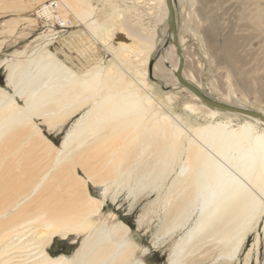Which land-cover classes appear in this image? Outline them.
Wrapping results in <instances>:
<instances>
[{
	"label": "bare ground",
	"instance_id": "6f19581e",
	"mask_svg": "<svg viewBox=\"0 0 264 264\" xmlns=\"http://www.w3.org/2000/svg\"><path fill=\"white\" fill-rule=\"evenodd\" d=\"M19 1L6 2L17 9ZM128 1L100 19L91 0H34L36 20L51 31L28 57L4 61L11 92L0 86V264H145L130 228L101 219L107 196L114 201L125 192L133 202L156 194L155 237L180 234L165 264H232L260 217L264 231V121L210 106L180 85L176 48L166 43L165 0ZM263 3L175 0L177 42L183 66H190L182 76L217 102L262 115ZM141 7L152 26L142 23ZM69 15L92 44L67 60L58 38L72 23ZM17 22L7 20L5 29ZM185 35L206 45L210 63L225 73L208 82L218 96L197 79L201 68L185 51ZM99 44L113 56L107 64L97 57ZM170 86L186 92L192 101L184 109L208 123L187 124L172 112L175 96L164 90ZM237 86L244 97L258 94L259 103H235ZM219 114L244 122L233 125ZM70 119L59 145L40 126L61 132ZM90 185L102 188L99 196ZM71 235L81 236L72 256L49 253L56 238ZM255 237L243 264H252Z\"/></svg>",
	"mask_w": 264,
	"mask_h": 264
},
{
	"label": "rangeland",
	"instance_id": "374dc122",
	"mask_svg": "<svg viewBox=\"0 0 264 264\" xmlns=\"http://www.w3.org/2000/svg\"><path fill=\"white\" fill-rule=\"evenodd\" d=\"M6 1L7 0H0V41H2L1 43L2 45L0 46V86L4 87L7 91L11 92V88L6 86L5 77L7 74V66L5 65L4 61L8 60L9 62L10 60L15 61L18 57L20 59H24L28 57L29 55H31V50H33V48H35V46L40 43L41 41L40 36L43 34L44 35L48 34L51 30L49 28L46 29L44 26H42L39 23V21L36 20L34 15V9H35L34 0H22L21 2L19 1L21 6L17 7L18 10L15 9V7L13 6H10V4L7 3ZM91 1L95 6H97V11L95 13V16L96 18H100V19H103V17L111 13L113 5L118 7H123L124 1L129 5L131 4L128 0H91ZM262 6L264 7V3L262 4ZM20 8L21 9L23 8V10H21ZM139 10L143 12L141 17V19L143 20L142 23H144L146 26L147 25L152 26L153 25L152 20L149 21L146 17V14H144V11L146 9L144 7L142 9L141 7V9ZM24 16L29 17L31 19L34 18L32 21L33 24H30L29 21H24L23 19H20ZM135 17H133V19H135ZM180 17H181V13L178 11L177 18L178 20L180 19L179 22L181 21ZM68 18H70L72 23H69L68 26H63L64 27L63 29H65L66 31H61V33L63 35L64 34L66 35L58 38L59 42H62L63 44L65 43V47L67 46V48L64 49L65 55L62 52H59L60 56L63 59H67V60L74 59L76 57L78 58V52L79 50H83V48H85L84 46L85 42L88 41L89 44L91 43L88 40L89 34L85 29L84 25L78 24V22H76V20L72 17V15H69ZM10 19L16 20L18 22L14 26H11L12 28L10 30H6L5 28H7L8 26L6 25L7 20ZM160 28L161 26L156 27L157 36L160 35ZM70 35H71V39L69 38ZM119 35H121V33L117 32L116 37L114 36V42L120 39ZM185 36H186L185 51L186 53H188L190 58L192 55H195V57L198 58V62H196L195 60V63L197 64V67L201 68V71L197 76L199 78L197 77L196 78L200 81L205 91L210 93L212 91L213 93V94L211 93L212 96H218V94L212 90L210 83L208 82L210 79L218 78L219 76L224 75L225 73L220 69H216L214 63L212 64L210 63V61L208 60V58L206 57L203 51L206 45H203L201 47L199 46L200 43L196 40V37H193L192 35L190 36L185 35ZM67 38H69L68 44H66L67 41H65ZM96 54L97 57L99 56L100 58L104 59L105 62L104 64H107L109 59H113V56L110 55V53L105 48L101 47L100 44L99 46H96ZM183 67L186 69L190 68V66H187V64L184 65ZM151 80L155 81L154 79ZM159 84H160L159 81L156 84L155 83L153 84V87L156 91H161V87L159 86ZM237 87H238L236 89L237 96L233 100L235 103L246 106H249V104L251 106L252 101L259 103L258 101L259 97L257 96L258 94L253 93L244 97L240 94V89H239L240 87L239 86ZM164 90H170L171 93L175 96L172 103L169 105V109L172 112L179 114L180 119L184 120L185 123L191 125H199V124L203 125L208 123L209 121L208 118H205L200 115H193V113L184 109V104L186 102L192 101L186 92L182 91L177 86L174 87L170 86L164 88ZM259 100H261L260 103L263 106L264 91L261 98H259ZM217 117L218 120H225V119L231 120L233 125H237L244 122V118L241 116L219 114ZM76 118L77 117H75V119ZM75 119H70L66 121L67 123L65 122L63 124L61 128V132H57L56 130L54 131L48 130L47 127L44 126L42 123H40V126L42 128L43 133L49 139H51L54 142V144L59 145L64 133L69 128L72 121ZM90 186L93 194L95 196H99L102 191V188L92 187V185ZM155 196L156 194H151L150 196L144 195L140 198V200H137L135 202H133V197L131 198L126 196V192L122 193L114 201L110 198V196H107L106 205L104 206L101 213L102 220L105 219V221L111 223L116 219H120L130 228V239L138 246L136 250V256L142 259L145 264H165L169 245L174 240L178 239L180 236V234L176 232L173 234L171 238H169L167 235L161 236L160 234L158 235V237H155V234L157 232L156 229L158 226V217L155 216L156 215L155 211H157L159 207L158 205H156L157 203H155L154 206L153 205L150 206V203L155 199ZM191 221L192 220L190 219L188 223L183 227L181 232L191 224ZM262 226H263V217H260L258 219L257 225L249 233L241 251L239 252L237 258L234 259L232 264H243L245 254L248 251V249L251 248L250 246H252L251 244L253 243V241H255L254 239L256 238L255 236L257 234L259 238V243H258V249L254 250V253L256 254H253L254 259H252V264H263L264 231L262 230ZM80 242H81V236L77 237L76 235H71L69 236V238L63 240L60 238H56L52 243V245L50 246V248H48V251L53 256H57L61 253L67 256L68 255L72 256L75 250L79 247Z\"/></svg>",
	"mask_w": 264,
	"mask_h": 264
},
{
	"label": "water",
	"instance_id": "95a60500",
	"mask_svg": "<svg viewBox=\"0 0 264 264\" xmlns=\"http://www.w3.org/2000/svg\"><path fill=\"white\" fill-rule=\"evenodd\" d=\"M165 3L167 6L166 43L172 42L176 48V53L178 56V64H177V68L175 70V76H176L179 84L187 87L189 90H191L193 93H195L198 97H200L201 100H203L205 103L209 104L210 106H215V107L227 109V110H234V111L246 114L248 116L258 118L261 121H264V115L257 113L253 110H247V109L232 107L230 105L223 104V103L217 102V101L209 98L202 91H200L196 86L191 84L189 81H187L182 76L181 71H182V67H183V56L181 54V50H180L179 44L177 42V36H176L175 0H165Z\"/></svg>",
	"mask_w": 264,
	"mask_h": 264
}]
</instances>
